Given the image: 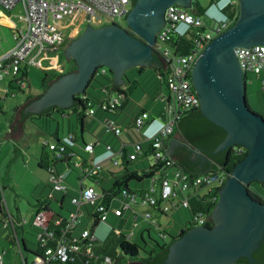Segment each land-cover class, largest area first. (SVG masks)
Listing matches in <instances>:
<instances>
[{
  "label": "built area",
  "instance_id": "obj_1",
  "mask_svg": "<svg viewBox=\"0 0 264 264\" xmlns=\"http://www.w3.org/2000/svg\"><path fill=\"white\" fill-rule=\"evenodd\" d=\"M83 3H75L74 0H0V6L4 9H13L16 5H21L22 11L18 14L22 26L13 30V44L5 51L0 53V79L5 76L15 77L18 83H22L21 76L24 69H29L31 66H39L47 69H57L65 71L64 66L66 61L60 63L59 66L52 65V59L55 56H48L52 50L61 48V44L69 39L70 41L81 33V25L88 22L96 24L104 22L105 24L125 20V17L133 5V0H81ZM221 1L217 0L216 4ZM237 0H223L222 8L228 2H236ZM214 4V6L216 5ZM74 9L70 11V7ZM213 6V5H212ZM66 9L70 12L69 16L60 22L57 17H60V10ZM210 19L215 20V24L210 25V29L206 30V22L202 15H199L193 6L191 8L183 7L179 4L169 5L165 10V23L157 33V40L154 48L157 52L165 57V69L160 74V78L166 83L169 94L159 93L157 99L163 103V108L159 113H152L146 109L140 110L134 119L133 128L140 134V138L130 139L124 138V123H120L114 115H103L97 118V110L104 113H112L116 108L122 105L124 95L119 92L112 93V88L107 86L102 88L105 93L101 98L89 107L81 110L86 115L96 117L108 132L120 136L118 147H115L109 142H104L101 138L96 141H86L83 144V149L88 153L81 155L77 151L70 152V157L62 154L64 146L57 147L54 142L50 143L51 149H56L54 152L58 160L61 157L65 158V162L70 166V169L76 168L78 171V194H73L70 202L73 205L69 209L68 216L63 215L59 210L54 209L49 205L52 199L56 197L51 193L49 202L42 203L39 210L34 215L33 225L39 229L38 238L41 239L42 245L46 246L45 255H37L33 260L24 264H46L49 259L56 255L63 260H66L69 253L72 251L82 250L87 254L84 264H113L112 257L104 253L100 259H92L93 254L92 244L90 240L98 237L94 232H91L88 227H83L78 230L79 225L87 214H96L97 223L107 221L111 213L118 217L119 226L113 227L116 233H123L126 240L131 241L135 231L134 226H137L139 221L146 225L160 226L150 211H138L136 205L148 206L162 213H170L179 207H189L192 198L204 196V199L213 201L216 199L214 192H218V188L222 186L228 176V170L222 166L217 169H210L200 172L187 171L176 158L168 151V139L174 131L177 119L182 113L191 108L200 106V100L193 87L192 69L197 57L202 49L215 35L223 31L231 23L230 20L222 15H213L207 13ZM81 14L80 17L78 15ZM52 15L56 24L50 23L49 17ZM121 24V23H120ZM57 25L58 27H56ZM183 25V26H182ZM204 27L203 29H200ZM191 30L196 37L195 43L186 52H174L170 43L175 41L177 37ZM240 65L245 74L246 81L250 73L256 75L264 89V44H254L251 46H237L235 48ZM50 58L46 64L44 59ZM110 71L106 66L100 65L95 70V73H105ZM252 80V79H251ZM24 87V83L21 85ZM84 96V94H83ZM80 110V108H79ZM153 122L159 123V127L152 129ZM72 134L66 135L64 141L71 143ZM150 140L152 142L151 160L157 166L154 173L149 177V182L143 195L123 189L119 195L110 194L105 197L101 189L97 188L96 175L100 176L103 169V161L106 159L113 160L114 163H119V158L124 153H128L127 147L133 144L135 150H132L130 158H135L142 151V144ZM105 145L103 153H96V146L100 142ZM144 145V144H143ZM126 151V152H125ZM50 184L54 191L63 192L69 191L66 186L64 174L55 168L51 167ZM90 179L89 183H85V179ZM205 190V192H202ZM0 200L5 201L3 187L0 184ZM107 199V201L105 199ZM65 199L60 201L64 205ZM119 203V205H117ZM84 204L92 205L91 208L83 210ZM62 205V208H63ZM55 211L66 217L62 232L59 236H53V230L50 229V222L54 219ZM126 211L130 213L131 224L133 227L124 232L123 229L129 221L125 217ZM210 219V214L207 210L198 206L194 208L192 217L189 220V225L206 224ZM15 218L9 214L5 218V224H14ZM63 223L61 217L54 219V224ZM77 228L78 234L72 239L68 238L65 233L71 229ZM144 229V228H143ZM54 238L55 245H47V237ZM162 237H168V233L163 230L160 232ZM76 237L89 239L88 244H81ZM17 246L21 252L20 241L18 239ZM119 251V250H118ZM89 254V255H88ZM3 263V255L0 253V264ZM230 264H244L243 262H234Z\"/></svg>",
  "mask_w": 264,
  "mask_h": 264
},
{
  "label": "water",
  "instance_id": "obj_2",
  "mask_svg": "<svg viewBox=\"0 0 264 264\" xmlns=\"http://www.w3.org/2000/svg\"><path fill=\"white\" fill-rule=\"evenodd\" d=\"M172 4L191 8L193 0H135L125 24L97 27L88 23L63 49L66 59L75 60L76 68L52 80L20 108L34 114L52 105L70 107L77 93L84 94L100 65L112 71L118 87L128 68L160 64L154 45L165 23V10ZM238 6V17L202 49L191 78L201 113L226 130L212 152L239 144L247 153L217 189L218 199L210 213L212 225H188L171 237L166 264H230L242 258L252 264L256 261L253 252L264 238V201L249 191L252 181H264V115L250 107L246 77L235 50L264 44V0H238ZM23 122H15L14 127L12 122L5 136L21 134ZM190 146L197 153L202 150Z\"/></svg>",
  "mask_w": 264,
  "mask_h": 264
},
{
  "label": "trees",
  "instance_id": "obj_3",
  "mask_svg": "<svg viewBox=\"0 0 264 264\" xmlns=\"http://www.w3.org/2000/svg\"><path fill=\"white\" fill-rule=\"evenodd\" d=\"M216 2L217 0H210L209 6L216 4ZM196 4H197V7L195 11L199 15H206L207 8L202 7L201 4L197 0H196ZM5 10H8V9H5ZM218 12L222 16H225L227 19H229L230 23H232L238 17V14H239L238 0L236 2L226 3L222 8L220 9L218 8ZM203 28L204 27H201L200 29H203ZM13 32L14 31L12 28L9 27L7 29L3 27L2 25H0V53L5 51L7 48H9L13 44L14 42ZM195 40H196L195 34L191 30H189L187 31V33L180 35L179 37L176 38L175 41L171 42L170 46L173 48L174 52L181 51L184 53L192 47V45L195 43ZM69 42H70L69 39L65 40L61 44V48H64ZM156 58L158 59V61H160V65H162L163 61L165 60V57L159 52H157ZM70 60L75 63V65L69 69V70H73L76 68V62L74 59H70ZM31 67L28 70L27 69L23 70L21 81L22 83L25 84V87H26V85H29V78L33 81L37 80V82L42 88L41 92L46 89V87L49 85V83L52 80L56 79L57 77L61 76L63 73L66 72V70L61 72V71H58L57 69H46V68H43V70H35L34 68H31ZM155 68L161 70L159 66H156ZM138 69L140 68L138 67ZM110 73H111L110 75L105 74V73H100V74L94 73L90 80L89 85L84 91V96H83V93L76 94L75 102L69 108L73 109V111L77 113V116L79 117V120L82 124L81 126L82 130L84 131L85 130L84 120H85V116L87 115L81 110L89 107V105L95 104L101 98V95L97 96L95 94V88H99L102 90L103 87L107 86L109 88L116 89L117 92L124 95L125 98L122 102V105L116 108L112 112V114L115 116L118 115L120 109L126 111V114L128 115V117H130V119L124 125L123 136H126V138H130V139H136V138L138 139L140 138V134L136 132L135 129L133 128V122L138 112L133 115L129 113L127 110H125V107H124L127 98L130 97L129 91H131V88L124 90L122 88L117 87L113 82V74L111 70H110ZM136 82H138V80H131L132 85H135ZM22 83H18L15 77H11V81L8 87H16L14 86V84H17L20 89L24 90V87L21 86ZM64 109L65 107H60L58 105H52L46 110L45 114L32 115V114L24 113L21 108L17 107V109L15 110V116L13 118L12 127L16 125L15 122L21 123L25 119L29 118L33 120L34 122H36V124L39 125L41 128L45 130H50V127H51V123L49 119L51 117L50 112L59 111L61 113H64ZM143 109H146V108L144 107L141 108V110ZM97 112H98L97 118H99L105 115L106 112L108 111L102 113L99 110H97ZM262 114L264 115V113ZM119 121L120 123H123L121 120ZM60 128H61V122L58 121L56 125V130L53 133V136L55 138L53 142L55 143V146L57 147L64 146L62 154L68 158L70 157L69 155L70 152L77 151L80 153V151L76 149L75 145L77 144V140L75 136V131L72 130V126L70 127V123H69V129L66 135H70V134L73 135V137L71 138V143H67L64 141V137L66 135L64 137H61L58 134ZM174 134H177L181 139H183L184 141H187L193 147H200L202 149L201 150L202 153L206 157L209 158L207 170L217 169L218 166H222L228 171H231L234 165L238 161H240L243 157H245L247 153V149L239 144H234L224 150H220L216 153H213L212 150L225 138L226 130L222 126L217 125L216 123L211 121L209 118L204 116L201 113L199 107L191 108L182 113V115L177 119V122L174 127V131L171 134V136H173ZM114 136L117 137V139L119 140L121 139L120 136H116L115 134ZM95 137L101 138L100 136H98V134ZM103 141L106 142L105 140ZM83 142H86V140L83 139ZM50 143L51 142H45L43 144L41 155H40L41 166H43L48 171H50L51 167L55 168V170H58L57 169L58 158H54V157L49 158L48 156L44 155L46 152L45 147H48L49 148L48 151H51V152L56 150V149L50 148ZM143 144H142L141 153L137 154V156L133 159L130 158L132 149L129 148V146H126L128 153H124L123 155L120 156L119 163L116 164L114 163L113 160H110V159H106L103 161L102 163L103 169L101 170L99 174L100 176L96 175V179H97L96 185H98L101 191H103V193L105 194V197H108L110 194L119 195L123 189H128L130 191L136 192L140 196L143 195L147 187L146 180L147 179L149 180V177L154 173V170L157 166L151 160L152 142L148 140L147 142L144 141ZM60 160L64 161L65 158L61 157ZM176 160L187 171L200 172V171H194L193 168L187 165L186 162L179 160L177 158ZM74 169L77 170L76 168ZM132 181L134 182L133 184H132ZM259 186L264 187V181L262 182L258 180L252 181L249 184V191L254 197L264 201V195L259 190L258 188ZM60 193L62 194V196L58 199V201H61L62 198L63 200L66 199V196H69V199L73 196V193H71L70 191H66L65 193L63 192H60ZM214 194L216 195V199L213 201L204 199V196H200L199 198H192L188 208L191 210V212H193L194 208L198 206H202L210 214L212 211V208L214 207L218 199V192H214ZM53 196L55 197L54 194ZM49 198H50L49 195L45 196L44 202L41 201L39 198H37L36 202H38L39 204H42V203L47 204L49 202ZM105 200L107 201V199ZM4 202H6V197H5V201L0 200L1 204ZM62 205L60 204L61 208H62ZM88 209L89 208L87 207V210ZM86 216L92 222V227L89 229L91 232H94L95 227L97 226V215L89 213ZM56 217H61L63 223L59 225L54 224V219ZM5 218H6V215H4L3 218L0 219V221L3 223L6 229L10 230L9 233H6V236L13 233L12 234L13 238L9 237V240L12 244H17V241L19 239L20 246H21L20 253H21L23 262L24 261H26L27 263L29 262L28 258L24 254V250L32 254V257H33L32 260L37 255H45L46 246L42 245L41 239L38 238L39 229L36 226L31 225L30 228H27V229L23 228V232L26 233L27 235L23 234L20 238L19 231L17 230L16 224L14 223L13 225L12 224L6 225ZM53 218L54 219L50 222L49 226H50V229L53 230V236L57 237L62 232L61 228L65 224L66 217L60 215L59 212L55 211V215ZM206 224L212 225L210 221H208ZM146 226L148 228L144 227L143 230L149 232L150 234L151 227L150 225H146ZM185 230H183L182 232H184ZM29 234H35L36 236L35 242L30 243V240L28 239ZM65 234L68 238L72 239L78 234V230L77 228H74ZM43 236L47 237V241H46L47 245H51V246L55 245L54 238H50L46 234H44ZM76 239L81 244H88L89 242V239H82L79 237H76ZM90 243L92 244V249H93V254H92L93 257H91L92 259H95V258L100 259L104 256V253H106L112 257L113 264H122L127 259V257L136 258L137 256H139L140 246L134 241L126 240L123 233H116L113 228L106 237L104 238L95 237L93 240H90ZM156 243H157V246H154L155 250L153 249L149 252L148 258H146V262L147 264H166L164 260L167 256L168 245L170 244V242L159 244L156 241ZM263 254H264V241L261 243L260 248L253 252V256L256 258V261L252 264H261L260 257ZM85 258H87V254H85V252L82 250H78V251L70 252L66 260H63L62 258L54 255L49 259L48 262H46V264H84ZM246 261H247L246 258L240 259V262H243L244 264H246Z\"/></svg>",
  "mask_w": 264,
  "mask_h": 264
},
{
  "label": "rangeland",
  "instance_id": "obj_4",
  "mask_svg": "<svg viewBox=\"0 0 264 264\" xmlns=\"http://www.w3.org/2000/svg\"><path fill=\"white\" fill-rule=\"evenodd\" d=\"M197 1L204 8H208L210 5V0H197ZM74 2L81 4L83 3L81 0H74ZM192 6H193V10H195L197 7L196 0L193 1ZM73 9L74 6L70 7V11H72ZM20 11L21 10L19 5H17L15 8L10 10H5L3 7L0 6V25H2L7 29L10 27L13 30H16L19 27H21L22 22L18 17ZM59 12H60V17H57V19L60 22L65 20L70 14V12H67L66 9H61ZM219 15L221 14L219 13ZM80 16L81 14L78 15V17ZM202 16L207 25L206 30H209L210 25L215 24V20L210 19L207 14ZM49 21L50 23L56 24L52 15H50ZM124 21L125 20H120V23L125 24ZM87 24L88 22L85 21V23L81 25V32L85 30ZM107 24L109 23L107 22ZM93 25L98 27L105 25V23L101 22ZM55 26L58 27L57 25ZM63 49L64 48H59L50 51L48 53V56L50 57L55 56V57L52 59V63L50 62L48 64L51 67H55L52 65L59 66L60 63L66 61L64 66H59V67L64 68L66 71H68L70 68H72L75 65V63L65 58ZM49 61L50 58H46L44 59L43 63L46 64ZM31 68H34L35 70H43V68L39 66H33ZM134 70L136 71L134 75L136 79L134 80L138 79V82H136V84H138L141 88V83L139 82L141 80L142 84H144V86L141 88L143 90V94L145 96L148 95L151 96L149 106L150 107L153 106L155 104V101L157 100L159 102L158 107L161 110L163 108V103H161L157 99V95L159 93L169 94V91H168V87L166 86V83L161 80L158 70L152 66H147V67L145 66L142 67L141 69H138V67H132V68L130 67L127 69V71L131 74L134 72ZM107 73L108 75L111 74L110 71H108ZM141 74H143V76H141ZM10 81H11L10 76H5L3 80L0 79V152H1L0 184L5 186L4 194L7 198L9 208L11 209L13 215L16 218L19 217L18 214V207H19L20 211L23 214L25 213L26 217H29L28 219L29 221L26 224V228L27 227L30 228L31 224H33L34 221L33 214L35 215L37 212L36 209L37 198H44L45 196H48L51 193H53L56 198L51 200V207H53L56 210H59L61 213L65 215L69 213V209L72 206L69 196H66L63 208H61L60 201H58V199L62 196V194L58 191H54L52 186L48 184L49 174L47 170L39 164L40 151L42 150L43 147L42 145L44 144L45 140L50 142L54 141L55 138L53 136V133L56 130V125L58 121L61 122V130L65 128L66 131H68L69 123H70V127L72 126V130L75 131V136L77 140V144L75 145L76 149L80 151L81 155H87L88 153L85 152L83 149L82 127L79 117L77 116V113L74 112L73 109L69 107H66L64 109V113H61L59 111L50 112L51 117L49 119L51 123V127H50L51 131L41 128L39 125L36 124V122L28 118L24 121L25 124L24 134L22 135L19 134L14 137H6L5 135L11 131L10 124L13 122V118L15 116V110L17 109L19 104L26 99V96L34 93L37 94L41 92L42 89L39 83L37 82V80L33 81L30 78H29V85H26L25 87L24 84V90L20 89L17 84H14V86L16 87H8ZM4 85H6L7 87ZM246 85H247L246 86L247 97L250 107L257 112L262 113L261 110L263 109L264 111V90L261 86L260 79L253 73H250ZM258 89L260 90L259 91L260 94H257ZM104 93L105 92L102 91L101 89L95 88V94L97 96H100ZM113 93L115 94V91H113ZM84 125H85L86 135L90 137L92 140L98 134V132L102 136H104L102 124L97 118L88 115L85 116ZM110 134L113 135L111 132ZM112 138L115 139V136H112ZM18 147L20 149L19 152L16 154ZM130 148L132 150H135L133 144L130 145ZM47 149L49 150L48 147ZM49 152L51 153V151ZM57 166L60 170H63L65 168L63 162H58ZM65 172H67L66 175L68 180L65 179L63 182H65L66 185L69 187L71 193L78 194V190L76 189L79 187L78 171L75 169H70L68 167V170H66ZM84 182L89 183L90 179L86 178ZM148 182L149 180L147 179L146 186ZM39 183L40 185L37 186L38 187L37 191L36 193H34L33 191L36 185ZM133 183L134 182L132 181V184ZM97 188L100 189L98 185ZM258 188L264 195V187L259 186ZM202 192H205V190H203ZM91 206L92 205L90 204H84L82 206L81 211L86 210L87 207L91 208ZM136 209L141 212L150 211L153 215V218H155L156 222L161 224L160 226H155L154 224L150 225L151 229L149 234V232L143 230L144 227L141 221H139L137 226L133 227V224H131V216L128 211L129 223L123 229V231L127 232L128 229H131L133 227L135 234L133 235L131 241L136 242L140 246L141 256L146 255V251L156 246L157 245L156 241L159 244H164L167 240L170 239L169 237L172 232L174 233L177 232L176 231L177 225L181 223L182 224L186 223V221L190 220V218L192 217L191 210L186 207H183L182 210L176 211L173 217L170 214L169 216H162L159 212L148 206L136 205ZM174 219H176V221ZM102 223L103 224L101 225L104 226L109 233L113 227H120L119 219L116 216H114L113 213L110 214L109 221ZM101 225H97L98 227L97 226L95 227V231L99 238H101V236H99L98 233L102 234V232H100ZM79 227L91 228L92 222L89 220L88 217H84L83 223H81ZM163 230H165L168 233V237L161 236L160 232H162ZM9 232L10 230L6 229L3 223L0 221V253H2L3 255L2 264H24L23 259L21 257V253L19 251V247L17 246V244H12L9 240V237H11L13 233L6 236V233ZM28 239L30 240V243L35 242L36 241L35 234H29ZM24 254L29 261L32 260L33 257L31 253L24 250ZM139 256H137L136 258H139Z\"/></svg>",
  "mask_w": 264,
  "mask_h": 264
},
{
  "label": "crops",
  "instance_id": "obj_5",
  "mask_svg": "<svg viewBox=\"0 0 264 264\" xmlns=\"http://www.w3.org/2000/svg\"><path fill=\"white\" fill-rule=\"evenodd\" d=\"M194 1V0H193ZM19 5V4H18ZM193 5V4H192ZM17 6V5H16ZM15 6V7H16ZM20 6V10L22 11V7H21V5H19ZM21 11H20V13H21ZM207 13H210V14H213V15H215V16H219V13L217 12V10H216V8H215V6L213 5V6H209L208 8H207ZM183 26V25H182ZM160 62V61H159ZM146 67L147 66H152V67H156V66H159V68L161 69V70H159V69H157L158 70V72H159V76H160V74L161 73H163L164 72V69H165V63H164V61H163V64L162 65H160V64H158V65H145ZM145 66H142V67H145ZM133 67H139L140 69L142 68L141 66H133ZM132 68V67H131ZM156 69V68H155ZM142 71V70H141ZM135 73H136V71L134 70V72L131 74V73H129L127 70H125L124 71V73L122 74V76H121V79L123 80V83H121L118 87L119 88H122V89H128V88H131V91H129L130 92V97L129 98H127V100H126V102H125V105H124V107H125V110H127L129 113H131V114H135V113H137V112H139L140 110H141V108H146V109H148V110H150L152 113H159L160 112V109H159V107H158V105H159V102L156 100L155 101V104L153 105V106H149V102H150V99H151V96H145L144 94H143V90L141 89L143 86H144V84H142V82H141V80L139 81L140 83H141V88H140V86L138 85V84H135V85H132V83H131V80H134V79H136L135 78ZM113 74V73H112ZM140 76V75H139ZM141 76H143V74H141ZM138 80V79H137ZM113 82L115 83V79H114V75H113ZM5 86V85H4ZM113 91H115V93L117 92V90L116 89H112ZM257 90V89H256ZM113 91H112V93H113ZM259 89H258V93L257 94H260L259 93ZM41 92H39V93H34V94H31V95H28V96H26V99L24 100V101H22L20 104H19V108L23 105V104H25L28 100H30V99H32V98H35V97H38L39 96V94H40ZM78 94V93H77ZM151 95V94H150ZM145 96V97H144ZM149 99H148V98ZM152 97H154V96H152ZM261 112L262 113H264V111H263V109L261 110ZM40 113V112H39ZM39 113H34V114H32V115H38ZM105 115H113L112 113H106ZM93 117V116H92ZM114 117H116V118H118L119 120H121L124 124H126L128 121H129V119H130V117H128V115L126 114V111H124V110H122V109H120V111H119V114L118 115H114ZM96 118V117H95ZM28 119V118H27ZM26 120V119H25ZM24 120V121H25ZM102 124V123H101ZM102 129H103V133H104V136H102L99 132H98V136H100L101 137V140L103 139V140H105L106 142H109V143H111L112 145H114L115 147H118V145H119V142H120V140L119 139H117V137H115V139H113L112 138V136H114V134L113 135H111L110 134V132H108V131H106L105 129H104V127H103V125H102ZM24 131H25V124H24V122H23V124H22V132H21V135L22 134H24ZM62 131V132H61ZM86 130H82V140L83 139H85L86 141H96V137H94V139L92 140L90 137H88L87 135H86V132H85ZM58 134L61 136V137H64L66 134H67V131H66V129L64 128V129H62L61 130V128L59 129V132H58ZM110 134V135H109ZM108 137V138H107ZM124 138H126V136H123ZM102 140V141H103ZM100 142L99 144H97V146H96V148H95V150H96V153H99V154H101V153H103L104 152V150H105V145L103 144V142ZM45 142H50V141H47V140H45L44 141V143ZM184 142H186V141H184L183 139H181L177 134H174L173 136H171L169 139H168V151H169V153L170 154H172L175 158H177V159H179V160H182V161H184V162H186L187 163V165H189L191 168H193V170L194 171H206L207 169H208V163H209V158L208 157H206L204 154H202V152L200 151V153H197L196 151H194V149L190 146V145H187V144H184ZM83 144H84V142H83ZM43 146V145H42ZM19 147L17 148V152H16V154L19 152ZM42 151V150H41ZM41 151H40V155H41ZM45 156H48L49 158H51V157H55V154H54V152H49L48 151V149H47V147H45ZM88 155V154H87ZM89 156V155H88ZM0 157H1V152H0ZM58 162H63V165L65 166V168L63 169V170H60L59 168H58V166H57V169H58V171H60V172H62L63 174H64V178L66 179V180H68V178H67V172H65L66 170H68V167H70L65 161H61V160H58ZM67 165H66V164ZM39 164L41 165V161L39 162ZM68 166V167H67ZM210 167V166H209ZM47 170V169H46ZM47 172H48V174H49V178H48V184L49 185H51L50 184V173H49V171L47 170ZM66 184V183H65ZM38 185H40V183L39 184H37L36 185V187H35V189H34V193H36V191H37V186ZM67 186V185H66ZM2 187H3V191H4V188H5V186H3L2 185ZM68 187V186H67ZM69 188V187H68ZM77 190H78V188H76ZM69 191H70V189H69ZM5 195V194H4ZM51 195V194H50ZM6 197V196H5ZM41 201H43L44 202V198H39ZM49 200H50V198H49ZM36 205H37V211L39 210V208H40V206H41V204H39L38 202L36 203ZM49 205L51 206V202L49 203ZM72 205V204H71ZM117 205H119V203H117ZM73 208V205L71 206V208L70 209H72ZM182 208L183 207H179V208H177V209H175V210H173V211H171L170 213H161V212H159V211H157V212H159L162 216H169V214L170 215H172V217H173V215H174V213L176 212V211H178V210H182ZM186 208H188V207H186ZM9 214H12L13 215V213L11 212V209L9 208V204H8V201H7V198H6V202H4V203H0V219H2L3 218V216L4 215H6V216H8ZM18 214H19V217H15L14 215V218L16 219L15 220V224H16V227H17V230L19 231V236H20V238H21V236L23 235V234H25V235H27L26 233H24L23 232V228H25V229H27V228H29V227H27L26 228V224L28 223V219H29V217H26L25 216V213L23 214L21 211H20V208L18 207ZM63 214V213H62ZM63 215H65V214H63ZM125 215V217L128 219V212L126 211V213L124 214ZM65 216H68V214L67 215H65ZM115 216V215H114ZM118 218V217H117ZM33 219H34V214H33ZM175 221H176V219H174ZM180 220V219H179ZM107 221H109V217H108V219H107ZM189 221V220H188ZM188 221H186V223H181V224H179V225H177V227H176V233H174V232H172L171 234H170V239H171V237H172V235H176L178 232H179V230L181 229V228H183L184 226H188L189 224H188ZM106 222V221H105ZM181 222V221H180ZM81 223H83V220L81 221ZM129 223V221L127 222V224ZM101 224H103L102 222H98L97 223V225H101ZM160 224V223H159ZM177 224V223H176ZM31 225H33V224H31ZM161 225V224H160ZM98 227V226H97ZM83 227H78V230L80 231L81 229H82ZM100 232H102V234H100V233H98V235L99 236H101V238H104V237H106L108 234H109V232H108V230L104 227V226H102L101 225V228H100ZM143 232V231H142ZM94 233L97 235V233H96V231L94 230ZM102 235H104V236H102ZM177 236V235H176ZM12 237V236H11ZM13 238V237H12ZM170 239L168 240V241H166L165 243H168V242H170ZM157 246V245H156ZM148 255L149 254H147L146 253V255H144L143 257H139V258H127L122 264H143V260H146V258H148ZM147 263V262H146Z\"/></svg>",
  "mask_w": 264,
  "mask_h": 264
},
{
  "label": "flooded vegetation",
  "instance_id": "obj_6",
  "mask_svg": "<svg viewBox=\"0 0 264 264\" xmlns=\"http://www.w3.org/2000/svg\"><path fill=\"white\" fill-rule=\"evenodd\" d=\"M135 2V0H133V3ZM50 106H48L47 108H45L43 111H41L39 114H45L46 113V110L49 108ZM203 154V153H202ZM209 221L212 223V219L210 218L209 219ZM188 226H184L183 228H181L180 230H179V232L176 234V235H178V234H180L183 230H185L186 228H187ZM176 235H172V237L173 236H176ZM168 241V240H167ZM264 241V238L261 240V242H260V245L258 246V248L257 249H259L260 248V246H261V243ZM147 249V248H146ZM146 249H145V251H146ZM155 250V247H153V248H151V249H149L148 251H146V253L147 254H149V252L151 251V250ZM256 249V250H257ZM139 257L141 258V257H143V256H141V254H140V250H139ZM258 260V259H257ZM260 262H261V264H263L264 263V254L260 257Z\"/></svg>",
  "mask_w": 264,
  "mask_h": 264
},
{
  "label": "clouds",
  "instance_id": "obj_7",
  "mask_svg": "<svg viewBox=\"0 0 264 264\" xmlns=\"http://www.w3.org/2000/svg\"><path fill=\"white\" fill-rule=\"evenodd\" d=\"M222 3H223V0L219 1V2L215 5V8H216L217 12H218V8H219V6L222 5ZM218 13H219V12H218ZM153 123H154V124H153L152 129H155V128H158V127H159V123H157V122H153Z\"/></svg>",
  "mask_w": 264,
  "mask_h": 264
}]
</instances>
